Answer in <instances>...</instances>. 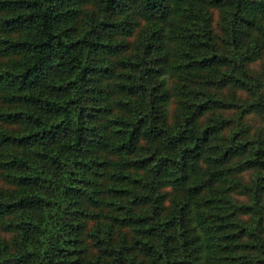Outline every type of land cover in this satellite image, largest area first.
<instances>
[{"label":"trees","instance_id":"trees-1","mask_svg":"<svg viewBox=\"0 0 264 264\" xmlns=\"http://www.w3.org/2000/svg\"><path fill=\"white\" fill-rule=\"evenodd\" d=\"M263 48L264 0H0V264H264Z\"/></svg>","mask_w":264,"mask_h":264},{"label":"rangeland","instance_id":"rangeland-1","mask_svg":"<svg viewBox=\"0 0 264 264\" xmlns=\"http://www.w3.org/2000/svg\"><path fill=\"white\" fill-rule=\"evenodd\" d=\"M82 11L83 12H89V11H96L95 5L93 2H87L82 4ZM214 14V22L213 25L215 26L217 24L218 20V10L212 9ZM84 15L80 16L81 22H83ZM112 18H115L123 23L127 31L118 32L113 34L111 37L112 40L115 42L123 43L126 45V48L124 50H119L113 54L107 55L108 62L115 65V71L120 72V66L117 63L120 58H127L129 55L132 54V51L135 49L136 43L148 32L150 29L149 27V21L141 15L137 10V2L136 1H130L125 8L117 12L116 14H113L111 16ZM250 66L252 67V70L260 73L263 77L264 82V48L262 51H260V55L250 63ZM115 80V77L111 78L109 80L110 84H113ZM175 104V97H171L169 100V108L170 112L173 110ZM14 104H6L0 100V107H7V106H13ZM115 110L112 111L114 113ZM252 123L254 126H260L264 125V116L259 117H253ZM168 192L169 189H166ZM167 201V200H166ZM99 220H101L99 217L95 221L88 222L86 228L83 232V244L86 246V252L85 257L96 254L99 251L98 245L94 243V241L88 236V232L90 229H92L95 225L99 224ZM95 244V245H94Z\"/></svg>","mask_w":264,"mask_h":264}]
</instances>
